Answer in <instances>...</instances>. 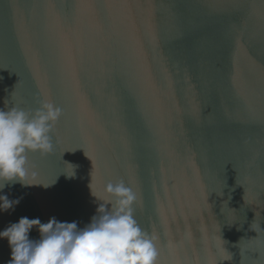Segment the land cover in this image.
Here are the masks:
<instances>
[{"label": "water", "instance_id": "water-1", "mask_svg": "<svg viewBox=\"0 0 264 264\" xmlns=\"http://www.w3.org/2000/svg\"><path fill=\"white\" fill-rule=\"evenodd\" d=\"M44 99L54 150L0 191V231L83 228L123 179L158 264H264V0H0V108Z\"/></svg>", "mask_w": 264, "mask_h": 264}, {"label": "clouds", "instance_id": "clouds-1", "mask_svg": "<svg viewBox=\"0 0 264 264\" xmlns=\"http://www.w3.org/2000/svg\"><path fill=\"white\" fill-rule=\"evenodd\" d=\"M61 115L62 109L47 99L34 111L14 105L8 110L0 108V191L9 182L36 184L26 182L27 153L44 156L53 152L51 133ZM90 189L103 203L83 228L75 221L51 217L42 223L25 216L0 231V238H7L11 249L7 264H158L157 236L142 229L134 218L137 193L123 179L104 184L107 200ZM18 203L19 199L0 194V211L14 210ZM33 228L40 233L38 240L29 238Z\"/></svg>", "mask_w": 264, "mask_h": 264}]
</instances>
